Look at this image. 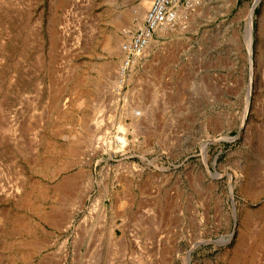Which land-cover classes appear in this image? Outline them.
I'll list each match as a JSON object with an SVG mask.
<instances>
[{"label": "rangeland", "instance_id": "obj_1", "mask_svg": "<svg viewBox=\"0 0 264 264\" xmlns=\"http://www.w3.org/2000/svg\"><path fill=\"white\" fill-rule=\"evenodd\" d=\"M141 1L0 0V264H264V0Z\"/></svg>", "mask_w": 264, "mask_h": 264}, {"label": "bare ground", "instance_id": "obj_2", "mask_svg": "<svg viewBox=\"0 0 264 264\" xmlns=\"http://www.w3.org/2000/svg\"><path fill=\"white\" fill-rule=\"evenodd\" d=\"M172 1L173 0H142L140 2L137 9L135 10L133 15L131 16V19L136 20L138 23L143 18L145 11L148 9L150 4H151V6L148 9V11L144 17V21L142 23V26H141L138 34L134 38V41L132 43L133 50L141 47L146 42V40L148 39L150 33L161 22L168 23V24L175 22V20L177 19V15H176L177 13L172 9V6H171ZM257 1H259V0H257ZM188 10L189 9H187V8L182 9L181 10V14H183L182 16H184L185 13L188 12ZM181 19H183V17ZM184 19H186V18H184ZM252 19H253V10H250L246 14V25H245V33H244L245 44H246V48L249 52V55L251 54L250 52H251V46H252V40H253ZM260 21H261V26H262V23L264 22V11H263V14L260 18ZM181 26H182V22L180 21L179 22V28L180 29H181ZM165 31H166V28H161L157 31V33H158V35H164ZM153 44H155V41H151V45H153ZM123 46L124 45H122V47ZM123 49L124 48H120L121 51H123ZM120 50H118V51H120ZM252 71H254V70L252 69ZM122 74H123V67L120 68V70L118 69V72L116 71V74H115L116 76H115L114 82H113L114 84L116 83V81L118 79V75L121 76ZM247 92L249 94V89ZM248 94H247V98H248ZM124 112L126 114L132 113L131 111H129V109H126ZM133 119H136V116ZM109 141H108V143H107V141H105V144L107 143L106 147H109V148L110 147H112V148L122 147L125 144V139H123L121 136L115 137V139H114L115 144H113L114 142H109Z\"/></svg>", "mask_w": 264, "mask_h": 264}]
</instances>
